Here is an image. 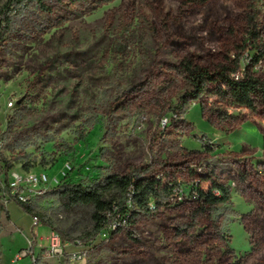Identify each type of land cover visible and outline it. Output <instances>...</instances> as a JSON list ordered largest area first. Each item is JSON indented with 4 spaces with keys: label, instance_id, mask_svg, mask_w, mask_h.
I'll list each match as a JSON object with an SVG mask.
<instances>
[{
    "label": "rangeland",
    "instance_id": "374dc122",
    "mask_svg": "<svg viewBox=\"0 0 264 264\" xmlns=\"http://www.w3.org/2000/svg\"><path fill=\"white\" fill-rule=\"evenodd\" d=\"M14 2L0 0V12L9 3L15 15L0 41V151L14 163L8 177L27 165L57 177L58 185H87L144 168L186 188L200 178L203 201L223 184L230 203L213 214L175 198L92 242L65 241L56 260L46 257L56 231L42 225L35 234L28 213L11 204L1 168L0 204L10 218L0 214V264H33L39 254L46 264H264V142L258 154L248 147L234 152L217 137L237 136L243 124L264 137V110L239 106L221 81L209 82L183 112L176 106L192 89L184 59L214 71L246 45L251 24L264 48V0ZM252 55L248 46L242 68ZM253 69L264 79V56ZM172 110L177 118L161 130ZM251 134L244 133L254 141ZM47 193L36 210L72 236L91 229L90 208ZM75 251L82 258L70 259Z\"/></svg>",
    "mask_w": 264,
    "mask_h": 264
},
{
    "label": "trees",
    "instance_id": "16d2710c",
    "mask_svg": "<svg viewBox=\"0 0 264 264\" xmlns=\"http://www.w3.org/2000/svg\"><path fill=\"white\" fill-rule=\"evenodd\" d=\"M29 1L43 4L44 0H15L13 7L20 6ZM14 22L15 15L8 3L0 12V41L11 32ZM248 32L249 34L245 39L246 45L241 46L234 58H229L228 63L219 65L214 71L195 63L192 59H184L182 62L183 73L188 78L192 89L189 93L182 96L180 103L176 105L180 110L179 113L188 107L190 100L199 99L206 92L208 83L212 81H221L226 92L239 106H246L253 112L261 108L264 110V79L253 69L254 65L263 58L264 48L261 41H259V34L255 24L250 25ZM248 46H251L253 49V55L251 56L250 63L242 68L241 58ZM239 70L241 74L236 75ZM171 112L178 111L172 110ZM2 163H4L3 166ZM13 167L14 163L9 161L0 151V169L2 168L3 173L6 175V190L12 201H15L17 205L32 217H37L39 223L58 232L63 241L74 244H84L94 241L107 226L111 225L122 215H126V226H130L137 212L150 210L149 205L152 201L155 204V210L159 206L171 204V186L161 178L147 175L144 168H135L128 174L109 173L103 177L96 178L87 185L64 182L48 191L47 194L57 196L71 207H88L91 210V229L75 237L64 229L57 227L49 216L36 210L38 198L32 202L25 203L12 194L8 173ZM25 169L29 171L27 165H25ZM131 186L134 188V194L129 205L128 193ZM217 186L221 189L222 195L206 201H194L195 203H201L199 210L217 214L220 204L226 205L230 203L229 188L220 183ZM129 208H132L131 212H128ZM2 212L10 218L9 210L4 204H0V214ZM4 228L5 225L0 221V233ZM130 233L133 237H136L134 231L131 230ZM1 258L2 251L0 249V261ZM67 263L68 261H65L63 264ZM33 264L46 263L43 260V256L39 254L35 257ZM228 264L241 263L233 261Z\"/></svg>",
    "mask_w": 264,
    "mask_h": 264
},
{
    "label": "built area",
    "instance_id": "2783aa9c",
    "mask_svg": "<svg viewBox=\"0 0 264 264\" xmlns=\"http://www.w3.org/2000/svg\"><path fill=\"white\" fill-rule=\"evenodd\" d=\"M241 71H237L236 75H240ZM10 105L13 104L12 101L9 102ZM178 112L172 113L170 117L165 116L160 121V129L165 130L171 123H173V119L177 118ZM211 142V141H210ZM209 142V143H210ZM68 170H70L72 167L68 164L66 166ZM163 181L167 182L171 188L172 193L170 200H174L175 198H178L179 200H204L205 194L202 189V180L200 178L196 179L189 188H186L187 186L176 182L174 180H165L162 177ZM60 183V180L57 177H54L53 175H50L46 171H15L12 172L9 177V186L11 188V192L13 195H15L19 200L25 203L32 202L34 199L45 195L48 191L53 189L54 187L58 186ZM134 194V188L131 186L128 193V203L130 205L132 196ZM222 195V191L219 187H213L212 190L209 192L210 198L214 197H220ZM150 210H155V204L152 201L149 205ZM33 224H39L37 217H32ZM127 225V218L126 215L119 216L118 219H116L111 225L107 226L106 229L110 231H116L122 227H125ZM135 235V233H134ZM136 236V235H135ZM63 239L59 235L58 232H54L51 236L50 243L48 245L47 251H46V257L56 259L58 260L60 257H62L65 254V247L67 246V243H64ZM69 244L73 245L74 243L69 242ZM82 243H78L75 245H81ZM30 247L27 249L22 250L21 255L27 256L30 255ZM82 258V255L75 251L72 253V256L70 259H78ZM35 260V257H34Z\"/></svg>",
    "mask_w": 264,
    "mask_h": 264
},
{
    "label": "crops",
    "instance_id": "0c3cea01",
    "mask_svg": "<svg viewBox=\"0 0 264 264\" xmlns=\"http://www.w3.org/2000/svg\"><path fill=\"white\" fill-rule=\"evenodd\" d=\"M252 128L248 127L247 125L243 124L241 125V128L239 130V134H237V136L235 134H232L231 137H229L228 139L223 137V136H217L218 138L223 139L224 143H231L232 144V148L234 152H239L242 151L240 150L241 148H252L254 152H256L258 154V152H260L261 150V145L264 142V137L261 135L259 129L257 128L256 125H251ZM244 133H252L251 135L254 136V141L253 140H249ZM216 137V138H217ZM236 140V141H235ZM262 140V142H261ZM203 150V149H202ZM255 157H259V155H255ZM11 204H13L17 210H20V207L17 205L16 202H12ZM9 210V208H8ZM18 212V211H17ZM28 216V220L29 222L32 220V216L30 214L27 215ZM34 225V232L35 234H38V228L39 226H42L41 223L39 224H33ZM49 228V227H48Z\"/></svg>",
    "mask_w": 264,
    "mask_h": 264
},
{
    "label": "bare ground",
    "instance_id": "6f19581e",
    "mask_svg": "<svg viewBox=\"0 0 264 264\" xmlns=\"http://www.w3.org/2000/svg\"><path fill=\"white\" fill-rule=\"evenodd\" d=\"M64 172V170L62 169V173Z\"/></svg>",
    "mask_w": 264,
    "mask_h": 264
}]
</instances>
